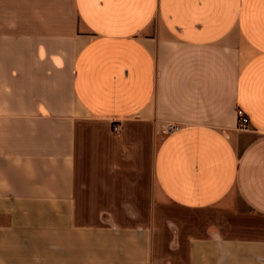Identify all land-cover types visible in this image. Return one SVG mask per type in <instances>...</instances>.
<instances>
[{
	"label": "crops",
	"instance_id": "crops-1",
	"mask_svg": "<svg viewBox=\"0 0 264 264\" xmlns=\"http://www.w3.org/2000/svg\"><path fill=\"white\" fill-rule=\"evenodd\" d=\"M0 264H264V0H0Z\"/></svg>",
	"mask_w": 264,
	"mask_h": 264
},
{
	"label": "built area",
	"instance_id": "built-area-1",
	"mask_svg": "<svg viewBox=\"0 0 264 264\" xmlns=\"http://www.w3.org/2000/svg\"><path fill=\"white\" fill-rule=\"evenodd\" d=\"M237 114H238V117H239V124H240V126H242V127L243 126H246L248 124V120L244 117V115L240 111H238ZM175 129H176V126H168L163 131V133L164 134H168V133H171L172 131H174ZM113 130H114L115 133H118L119 132L118 127H114Z\"/></svg>",
	"mask_w": 264,
	"mask_h": 264
},
{
	"label": "rangeland",
	"instance_id": "rangeland-1",
	"mask_svg": "<svg viewBox=\"0 0 264 264\" xmlns=\"http://www.w3.org/2000/svg\"><path fill=\"white\" fill-rule=\"evenodd\" d=\"M114 131V130H113ZM115 133V132H114Z\"/></svg>",
	"mask_w": 264,
	"mask_h": 264
}]
</instances>
